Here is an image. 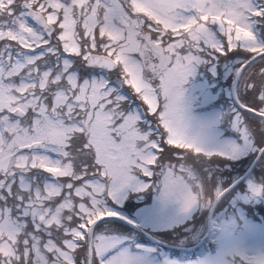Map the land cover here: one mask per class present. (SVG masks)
Wrapping results in <instances>:
<instances>
[{
    "label": "snow or ice",
    "instance_id": "6c2138e0",
    "mask_svg": "<svg viewBox=\"0 0 264 264\" xmlns=\"http://www.w3.org/2000/svg\"><path fill=\"white\" fill-rule=\"evenodd\" d=\"M170 224L264 264V0H0V264H156Z\"/></svg>",
    "mask_w": 264,
    "mask_h": 264
},
{
    "label": "rangeland",
    "instance_id": "374dc122",
    "mask_svg": "<svg viewBox=\"0 0 264 264\" xmlns=\"http://www.w3.org/2000/svg\"><path fill=\"white\" fill-rule=\"evenodd\" d=\"M130 199H131V203L133 205H135L138 202H142V201L137 200L133 197H130ZM144 202L150 204L152 202V196L150 194L148 196H146L144 198ZM144 202H142V205H139V206L136 205L137 207L132 208L131 213L134 215L140 207L144 206ZM127 203H128V201L126 200L125 204H127ZM258 219H259V217H258ZM170 227H172L175 230L174 232H175L176 236H172V237L168 236L167 237L166 232H162L160 234L157 233L159 230H165V229L170 228ZM182 227H183L182 225L170 224L168 226H163V227H149L146 230L149 232H152L157 237L159 236L163 241L168 242L170 244H176L178 246L188 247V246H192L194 243H197L196 240L191 239V238L186 240V241L182 240V237L185 236V232L182 231ZM137 235H139V234H137ZM209 241H210L209 247L204 253H202L201 255H199L195 258L187 259V260H184V259L180 260V258H178L177 256H174V254H172L169 249L164 248L162 246L154 245V246H146V247L152 250L151 256L156 261V264H160V262H162L165 258L170 259V260H175L178 262V264H189L190 261H195L198 258H201L205 255L215 254L217 252L216 243L214 241H211V240H209ZM137 242H138V239H137ZM138 243H140V242H138ZM205 244H206V242H205ZM205 244H203V246ZM197 249L199 250V248H197Z\"/></svg>",
    "mask_w": 264,
    "mask_h": 264
},
{
    "label": "water",
    "instance_id": "95a60500",
    "mask_svg": "<svg viewBox=\"0 0 264 264\" xmlns=\"http://www.w3.org/2000/svg\"><path fill=\"white\" fill-rule=\"evenodd\" d=\"M140 232H142V233H144L145 235H147V233H145L144 231H140ZM152 239V238H151Z\"/></svg>",
    "mask_w": 264,
    "mask_h": 264
},
{
    "label": "trees",
    "instance_id": "16d2710c",
    "mask_svg": "<svg viewBox=\"0 0 264 264\" xmlns=\"http://www.w3.org/2000/svg\"><path fill=\"white\" fill-rule=\"evenodd\" d=\"M139 204H141V203L139 202L137 205H139Z\"/></svg>",
    "mask_w": 264,
    "mask_h": 264
}]
</instances>
